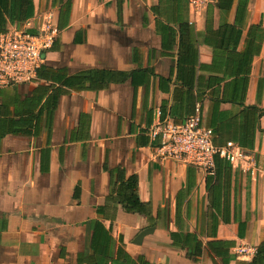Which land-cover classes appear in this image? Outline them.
Wrapping results in <instances>:
<instances>
[{"label":"crops","instance_id":"1","mask_svg":"<svg viewBox=\"0 0 264 264\" xmlns=\"http://www.w3.org/2000/svg\"><path fill=\"white\" fill-rule=\"evenodd\" d=\"M35 2L29 20L51 15L59 33L36 81L0 88V264H213L186 258L172 233L232 240L230 264L251 261L235 249L264 241V182L232 167L231 216L238 207L245 223L215 230L205 173L159 158L148 132L199 112L221 145L252 143L264 169V0L244 12L240 0ZM242 55L253 59L241 104L223 73ZM248 106L263 112L255 127Z\"/></svg>","mask_w":264,"mask_h":264},{"label":"built area","instance_id":"2","mask_svg":"<svg viewBox=\"0 0 264 264\" xmlns=\"http://www.w3.org/2000/svg\"><path fill=\"white\" fill-rule=\"evenodd\" d=\"M211 1L190 0V6L196 11ZM58 33L52 16L44 14L22 26L10 25L1 32L0 88L36 81L45 63V53L53 46ZM148 134L157 149V156L164 161L185 162L201 169L207 176L214 173L215 160L219 157L242 174L264 182V169L256 156L234 142L215 144L213 130L204 124L199 112L184 122L161 119L149 128ZM235 250L241 257H253L257 252V249L245 246Z\"/></svg>","mask_w":264,"mask_h":264},{"label":"trees","instance_id":"3","mask_svg":"<svg viewBox=\"0 0 264 264\" xmlns=\"http://www.w3.org/2000/svg\"><path fill=\"white\" fill-rule=\"evenodd\" d=\"M219 7L221 10H229L232 8L235 0H218ZM249 0H240L239 8L243 9V12L247 10ZM35 0H0V33L6 31L10 25H24L29 19L35 16L38 12ZM210 19V15H209ZM255 28H261L260 26H255ZM256 37V34H254ZM224 57H218L217 60L223 59ZM216 59V56H215ZM253 57L246 58L245 56H239L236 59V71H224L223 75L227 78H232V80L224 89L225 95L231 92L232 99L237 103H244L246 100V92L249 84V76L251 73V60ZM229 63V60H226ZM43 67V66H42ZM41 67V68H42ZM40 68V69H41ZM40 71V70H39ZM217 82L223 81V78H213ZM214 93V92H213ZM226 98V97H225ZM224 98V99H225ZM220 104L215 102V106ZM263 112L257 106H248L241 111V115L245 120H253L252 125L254 127L259 121V118ZM193 115V114H191ZM190 115V116H191ZM165 119V116H162ZM187 119V118H186ZM209 126L213 129L214 142L217 145L221 143L217 140L220 135V127L217 125L215 118H211ZM254 128H250L248 123L242 128V135L248 137L252 134ZM241 147L252 149L254 145L251 143L240 142ZM258 160V156H256ZM232 177L233 170L232 166L228 164L222 158L217 157L215 160V170L213 174H209L206 177L207 188L210 196V208L214 209L217 214L213 218L215 230L221 222L230 223L233 220H238L237 209L235 208V214L231 216V194H232ZM134 186H131L133 189ZM236 191V190H235ZM135 195L134 193H132ZM136 196V195H135ZM139 199L135 198L132 200L131 205L140 206ZM138 211H145L143 207H138ZM239 226L242 230V223L239 219ZM243 235L242 231L240 236ZM173 243L179 246L181 251L185 252V257L191 261L198 262L203 254L206 252L211 258L213 264H218L220 260L222 264H230L231 261V248L234 246L235 242L232 240H211L208 241L204 246L203 241L198 238L196 233H185V234H171ZM143 264H156L145 261ZM237 264H264V241L257 248V252L251 261H239Z\"/></svg>","mask_w":264,"mask_h":264},{"label":"water","instance_id":"4","mask_svg":"<svg viewBox=\"0 0 264 264\" xmlns=\"http://www.w3.org/2000/svg\"><path fill=\"white\" fill-rule=\"evenodd\" d=\"M155 228H147L145 230H143L135 239L136 243H141L143 241V238L145 237V235H147L148 233L152 232Z\"/></svg>","mask_w":264,"mask_h":264}]
</instances>
